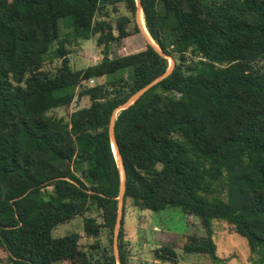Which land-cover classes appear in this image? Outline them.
I'll return each mask as SVG.
<instances>
[{
  "label": "trees",
  "instance_id": "1",
  "mask_svg": "<svg viewBox=\"0 0 264 264\" xmlns=\"http://www.w3.org/2000/svg\"><path fill=\"white\" fill-rule=\"evenodd\" d=\"M139 1L149 39L174 65L114 117L125 170L119 262L128 264L129 204L195 217L205 245L196 238L183 250L213 262L211 223L223 220L251 251H263L264 264V0ZM120 6L126 13L112 24ZM135 12V0H0V248L9 264H117L120 177L110 117L168 67L149 43L108 54L140 31ZM94 35L105 55L72 68L67 46ZM52 45L60 59L53 71L43 68ZM75 96L88 105L67 119L52 113ZM91 210L100 221L85 215ZM77 216L86 237L106 231L107 242L84 245L77 231L52 235ZM153 255L155 264H193L178 261L170 243Z\"/></svg>",
  "mask_w": 264,
  "mask_h": 264
},
{
  "label": "rangeland",
  "instance_id": "2",
  "mask_svg": "<svg viewBox=\"0 0 264 264\" xmlns=\"http://www.w3.org/2000/svg\"><path fill=\"white\" fill-rule=\"evenodd\" d=\"M125 13L124 8L120 6L118 11L110 17L112 24H114L120 14ZM140 16L142 17V14ZM139 30V32L122 38L120 42L112 44L108 49V54L124 55L143 49L151 41H148L149 37L146 28L144 30L145 33L140 28ZM54 46L52 45L48 54L45 55V62L43 64L45 70L53 71L59 63V57H53V53L51 52ZM67 48L69 49L68 58L71 67L76 69L94 64L105 55V49L102 45L96 43L95 35L91 38L74 42L67 46ZM88 83L90 84V82ZM88 103L89 101L86 96L80 98L75 96L68 106L56 108L52 113L67 119L72 111L86 106ZM85 215H92L97 218V221H100V217L97 216L95 210L88 211ZM82 224L83 216L74 217L55 226L52 230V235L58 236L70 231H77L80 234L79 242L84 245H89L96 238L86 237L82 230ZM119 225H117V231L114 232L113 230L112 234L113 251L117 252V256L119 254L117 248ZM211 230L212 240L215 245V254L218 257V260L215 262L206 253H187L183 250L186 245H193L194 239L196 238H198L201 244L205 245L203 242L205 234L195 217L183 214L178 208L154 211L150 209H139L126 204L123 215L122 234L127 263H158L154 258L153 250L158 246L170 243L175 247L177 260L182 262L193 264H258L263 251L260 248L251 251L246 240L235 233L227 222L214 219L211 223ZM108 235L109 233L102 231L96 241H100L101 244L106 243ZM193 236L195 237L193 238ZM0 264H9L6 259V254L1 248ZM55 264L70 263L64 261ZM117 264L119 263L117 262Z\"/></svg>",
  "mask_w": 264,
  "mask_h": 264
},
{
  "label": "water",
  "instance_id": "3",
  "mask_svg": "<svg viewBox=\"0 0 264 264\" xmlns=\"http://www.w3.org/2000/svg\"><path fill=\"white\" fill-rule=\"evenodd\" d=\"M135 2H136L135 20L137 22L138 27L141 29L140 22H139V18H138V11L139 10L141 11L140 1L139 0H135ZM149 44H151L158 53H160L161 55H163V56H165V57L168 58V67H167V69L165 70V72L163 74H161L158 77H156L155 79H153L147 85H145L140 90H138L136 93H134L132 96H130L126 101H124L123 103H121L120 105H118L117 107H115L113 109V111H112V114H111V117H110V121H109L108 132H109V137H110L111 142H112V150L114 152V149H113V146H114L115 147L116 154H117V157H118L119 163H118V161L116 159V154L114 153L115 160H116L117 165H118L119 177H120L119 193H118V196H117V199H118V209H117V216H116V223H115V227H114V232L117 231V225H119V223H120V218H121V214H122L123 193H124V188H125V170H124V166H123V162H122L121 155L119 153V150H118V147H117V144H116L115 135H114V132H113V121H114L115 114L119 110L124 109V108L128 107L129 105H131L150 86H152L158 80H160L161 78H163L164 76H166L171 71V69H172V67L174 65V60H173V58L171 56L166 55L161 49H159L156 46V44L154 42H149ZM114 254H115V257L117 259V262L120 264V262L118 260L117 252H114Z\"/></svg>",
  "mask_w": 264,
  "mask_h": 264
},
{
  "label": "bare ground",
  "instance_id": "4",
  "mask_svg": "<svg viewBox=\"0 0 264 264\" xmlns=\"http://www.w3.org/2000/svg\"><path fill=\"white\" fill-rule=\"evenodd\" d=\"M142 13H141V11L139 10L138 11V18H139V22H140V26H141V29H142V31H143V33H145V26H144V21H143V18L140 16ZM141 17V18H140ZM146 35V34H145ZM149 41H151L150 39H149ZM152 42V41H151ZM113 149H114V151H115V147L113 146ZM115 154H116V151H115ZM116 159H117V161H118V157H117V154H116ZM118 163H119V161H118Z\"/></svg>",
  "mask_w": 264,
  "mask_h": 264
},
{
  "label": "built area",
  "instance_id": "5",
  "mask_svg": "<svg viewBox=\"0 0 264 264\" xmlns=\"http://www.w3.org/2000/svg\"><path fill=\"white\" fill-rule=\"evenodd\" d=\"M89 82H90V83H92V82H93V80H92V79H90V80H89Z\"/></svg>",
  "mask_w": 264,
  "mask_h": 264
}]
</instances>
